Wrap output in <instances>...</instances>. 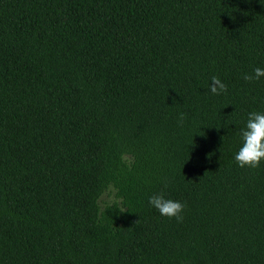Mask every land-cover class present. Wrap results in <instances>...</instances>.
Returning <instances> with one entry per match:
<instances>
[{
	"label": "trees",
	"instance_id": "trees-1",
	"mask_svg": "<svg viewBox=\"0 0 264 264\" xmlns=\"http://www.w3.org/2000/svg\"><path fill=\"white\" fill-rule=\"evenodd\" d=\"M257 67L264 0H0V264H264Z\"/></svg>",
	"mask_w": 264,
	"mask_h": 264
},
{
	"label": "clouds",
	"instance_id": "clouds-1",
	"mask_svg": "<svg viewBox=\"0 0 264 264\" xmlns=\"http://www.w3.org/2000/svg\"><path fill=\"white\" fill-rule=\"evenodd\" d=\"M264 77V69L255 68L254 74H244L245 81L258 80ZM209 90L214 95H219L227 91V85L219 77L212 76L209 83ZM185 114H179V122L183 124ZM242 146L235 154V161L240 167L256 168L264 160V113L249 112L246 125L240 132ZM149 204L159 211L162 216L175 217L177 221H182V212L185 205L176 200L167 199L163 194H153L149 197Z\"/></svg>",
	"mask_w": 264,
	"mask_h": 264
},
{
	"label": "rangeland",
	"instance_id": "rangeland-1",
	"mask_svg": "<svg viewBox=\"0 0 264 264\" xmlns=\"http://www.w3.org/2000/svg\"><path fill=\"white\" fill-rule=\"evenodd\" d=\"M101 199H102V201H107V202H110L112 199H113V195L112 194H110V195H103L102 197H101Z\"/></svg>",
	"mask_w": 264,
	"mask_h": 264
}]
</instances>
